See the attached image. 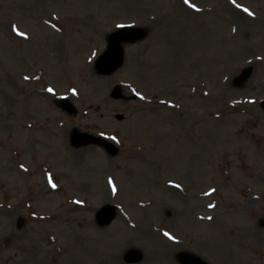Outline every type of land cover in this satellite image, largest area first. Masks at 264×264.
Instances as JSON below:
<instances>
[{
    "label": "rangeland",
    "instance_id": "1",
    "mask_svg": "<svg viewBox=\"0 0 264 264\" xmlns=\"http://www.w3.org/2000/svg\"><path fill=\"white\" fill-rule=\"evenodd\" d=\"M263 100L264 0H0V264H264Z\"/></svg>",
    "mask_w": 264,
    "mask_h": 264
},
{
    "label": "water",
    "instance_id": "2",
    "mask_svg": "<svg viewBox=\"0 0 264 264\" xmlns=\"http://www.w3.org/2000/svg\"><path fill=\"white\" fill-rule=\"evenodd\" d=\"M110 44L108 46V52L106 53L105 57L101 59V63L97 65V69L100 72L103 73H109L113 70L119 68V66L122 64L121 60V50L119 49V42L122 40H129V39H135L138 38L135 34H128V32L120 31L117 35H113L110 37ZM250 74V69H246L243 71L240 81L246 79ZM115 93V92H114ZM116 94V93H115ZM113 97H117L116 95H113ZM75 142H77L76 139H74ZM80 142L86 143L89 142V140H82ZM104 144V143H103ZM105 145V144H104ZM110 149V153H114L116 151L115 148H108ZM98 224L103 226L104 224L110 222L114 219L115 213L112 210L110 206L103 208L98 213ZM141 253L138 251H129L124 256V261L126 264H135L138 263L142 258ZM182 264H204L200 259L198 258H187L183 257L181 260Z\"/></svg>",
    "mask_w": 264,
    "mask_h": 264
},
{
    "label": "bare ground",
    "instance_id": "3",
    "mask_svg": "<svg viewBox=\"0 0 264 264\" xmlns=\"http://www.w3.org/2000/svg\"><path fill=\"white\" fill-rule=\"evenodd\" d=\"M181 10H184V9H182L179 5H177ZM216 97H217V95H216ZM167 110V109H166ZM165 112H168V111H165ZM62 129V132H63V135H64V139H67V136H68V133H70L73 129L72 128H70V127H68L67 129H65V128H61ZM180 144V143H179ZM39 152V154H41L42 152H40V151H38ZM86 152V151H85ZM47 190H50L48 187H47ZM20 221H21V219L19 218V216H17L16 217V222H17V227H19V225H20ZM15 233H18L17 231L15 232ZM170 249L171 248H176L177 246L176 245H167ZM176 250V249H175ZM164 254V253H163ZM165 256H167V254L165 253L164 254Z\"/></svg>",
    "mask_w": 264,
    "mask_h": 264
}]
</instances>
